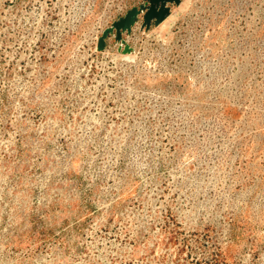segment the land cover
<instances>
[{
  "label": "rangeland",
  "instance_id": "1",
  "mask_svg": "<svg viewBox=\"0 0 264 264\" xmlns=\"http://www.w3.org/2000/svg\"><path fill=\"white\" fill-rule=\"evenodd\" d=\"M148 5L0 0V264H264V0Z\"/></svg>",
  "mask_w": 264,
  "mask_h": 264
},
{
  "label": "water",
  "instance_id": "2",
  "mask_svg": "<svg viewBox=\"0 0 264 264\" xmlns=\"http://www.w3.org/2000/svg\"><path fill=\"white\" fill-rule=\"evenodd\" d=\"M156 1V0H155ZM152 2H154V0H152ZM177 2L179 3L180 0H177ZM137 9H132L130 10L127 15L122 18L120 21L116 22L114 24V27L118 30H129L132 26V24H134L135 22V17H136V13H137ZM168 11H164L161 10L160 12H157L156 14H153L151 10L147 11L144 15V19H145V23L148 24L150 23L152 20H156L157 23H160L161 21H163L165 14ZM102 46V43H100Z\"/></svg>",
  "mask_w": 264,
  "mask_h": 264
},
{
  "label": "flooded vegetation",
  "instance_id": "3",
  "mask_svg": "<svg viewBox=\"0 0 264 264\" xmlns=\"http://www.w3.org/2000/svg\"><path fill=\"white\" fill-rule=\"evenodd\" d=\"M148 4L149 5L146 6V8H145V12L151 10L153 14H156L157 12H160L161 10L168 11V12L164 13L165 14L164 19H165L168 16V14L170 13V6L173 4H179V3L177 2V0H156V1L154 0V2H152V0H148ZM137 14H138V11H137L136 15ZM152 21H155L157 23V21L155 19ZM157 24H159V23H157Z\"/></svg>",
  "mask_w": 264,
  "mask_h": 264
}]
</instances>
